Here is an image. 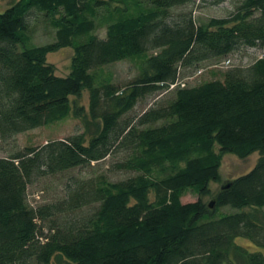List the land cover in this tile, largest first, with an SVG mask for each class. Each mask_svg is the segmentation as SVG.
Returning a JSON list of instances; mask_svg holds the SVG:
<instances>
[{
	"label": "trees",
	"instance_id": "16d2710c",
	"mask_svg": "<svg viewBox=\"0 0 264 264\" xmlns=\"http://www.w3.org/2000/svg\"><path fill=\"white\" fill-rule=\"evenodd\" d=\"M194 1L19 0L0 11V138L70 116L85 124L0 157V264H264V57L171 88L186 68L264 45V0H240L227 18L202 24L174 11ZM43 22L54 41L30 45ZM100 24L106 38L96 35ZM66 47L75 54L61 76L48 57ZM131 58L141 70L128 85L98 80L100 67ZM85 89L88 109L71 98ZM165 89L154 107L127 117ZM256 151L255 166L207 205L223 153ZM107 157H122L110 166L134 174L73 178L60 200L28 202L39 177ZM191 189L200 198L184 202ZM225 207L233 211L215 214Z\"/></svg>",
	"mask_w": 264,
	"mask_h": 264
},
{
	"label": "rangeland",
	"instance_id": "374dc122",
	"mask_svg": "<svg viewBox=\"0 0 264 264\" xmlns=\"http://www.w3.org/2000/svg\"><path fill=\"white\" fill-rule=\"evenodd\" d=\"M19 0H0V11L8 9L12 4ZM240 0H195L194 3L183 5L175 8L177 13L186 11L192 12L194 19L199 23H206L211 18H227L231 13L235 12L237 4ZM106 25L100 24L96 35L106 38ZM54 28L45 25L44 22L36 26L35 31L31 36L30 45H43L44 43L54 41ZM75 51L71 47L63 48L55 53L49 54L48 60L53 65L54 70L61 76H67L71 73ZM264 57V45L250 48H241L229 54L223 59H212L203 62L197 72L191 68H186L179 73L181 84L186 86H197V84L206 82L215 78H222L223 73L233 66H249L253 61ZM141 70V59L131 58L120 60L119 62L110 63V65L100 67L96 72L98 80H111L117 85L126 86L139 75ZM169 92L165 89L161 93H157L154 97H148L144 102H139L128 113L127 117L134 118L137 115L144 113L146 109L154 107L161 99L168 96ZM72 101L77 105L85 106L87 109L90 106L89 98L90 91L83 90L81 95L72 96ZM162 103V102H161ZM85 131V124L81 118L70 116L68 119L58 121V123L49 124L47 126L36 127V129L27 130L23 133L15 134L8 139L0 138V157H5L19 151H25L27 147H37L46 144L51 140H59L68 138L72 134H80ZM219 152V148H216ZM260 153L256 151L247 158L241 159L236 154L223 153L222 165L220 167V179L213 181L210 188V193L203 196V201L209 205L215 201L223 186L233 181L236 177L250 171L258 161ZM122 158V157H118ZM118 158L112 159L107 157L100 162H93L91 166L82 168H74L70 171L62 172L56 175L47 177H39L35 182L28 187V202L34 207L49 204L60 200L65 196L66 187L72 183L74 179L82 180L98 176H106L110 180L124 179L130 177L134 173L129 171H115L111 164ZM74 178V179H73ZM199 195L194 190H188L183 195L184 202H192L198 200ZM215 207V206H214ZM228 207L218 210L216 215H224L232 212ZM40 225L43 224L40 222ZM48 227L44 231L48 233Z\"/></svg>",
	"mask_w": 264,
	"mask_h": 264
},
{
	"label": "built area",
	"instance_id": "2783aa9c",
	"mask_svg": "<svg viewBox=\"0 0 264 264\" xmlns=\"http://www.w3.org/2000/svg\"><path fill=\"white\" fill-rule=\"evenodd\" d=\"M177 84L181 85L182 87L186 86L185 84H181L180 81H178V83H176V84H172V85H171V88H176V85H177Z\"/></svg>",
	"mask_w": 264,
	"mask_h": 264
},
{
	"label": "water",
	"instance_id": "95a60500",
	"mask_svg": "<svg viewBox=\"0 0 264 264\" xmlns=\"http://www.w3.org/2000/svg\"><path fill=\"white\" fill-rule=\"evenodd\" d=\"M228 186H230V184H228ZM209 205H210L211 208H213V206H214V201H213V203H211V204H209Z\"/></svg>",
	"mask_w": 264,
	"mask_h": 264
}]
</instances>
